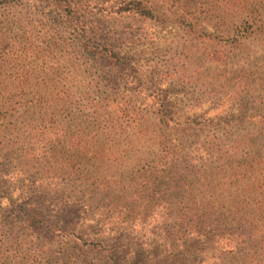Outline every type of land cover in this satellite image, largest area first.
Returning <instances> with one entry per match:
<instances>
[{"label":"trees","instance_id":"16d2710c","mask_svg":"<svg viewBox=\"0 0 264 264\" xmlns=\"http://www.w3.org/2000/svg\"><path fill=\"white\" fill-rule=\"evenodd\" d=\"M156 1L124 10L154 18ZM87 3L49 0L63 48L32 22L22 40L0 32V264H264V108L216 122L158 90L130 104L141 65L86 30ZM237 10L241 43L264 47V0Z\"/></svg>","mask_w":264,"mask_h":264},{"label":"rangeland","instance_id":"374dc122","mask_svg":"<svg viewBox=\"0 0 264 264\" xmlns=\"http://www.w3.org/2000/svg\"><path fill=\"white\" fill-rule=\"evenodd\" d=\"M82 1L88 2L82 11L86 30L100 32L105 36L102 44L141 65L135 72L127 71L133 90L143 91L131 92L130 104L147 111L151 99L145 96L158 90L167 95L176 116L206 113L220 118L216 122L264 108V47L252 40L242 44L238 38L240 0H157L163 8L154 18L124 10L129 0ZM59 16L49 0H0V32L20 35L21 40L32 22L34 34L44 33L63 48L70 29ZM56 61L52 76H62L65 69ZM246 81L248 90L243 88ZM221 128L227 127L216 126ZM171 138L179 149L180 139L173 133ZM202 138L204 134L196 131L182 138L186 154L198 150Z\"/></svg>","mask_w":264,"mask_h":264}]
</instances>
